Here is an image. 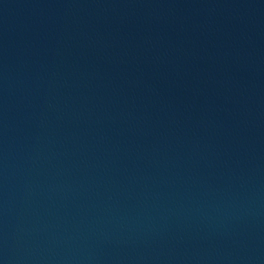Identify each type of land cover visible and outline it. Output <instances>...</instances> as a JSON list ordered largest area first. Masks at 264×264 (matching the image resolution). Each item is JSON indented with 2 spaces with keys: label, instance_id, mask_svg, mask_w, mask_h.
I'll return each mask as SVG.
<instances>
[{
  "label": "water",
  "instance_id": "water-1",
  "mask_svg": "<svg viewBox=\"0 0 264 264\" xmlns=\"http://www.w3.org/2000/svg\"><path fill=\"white\" fill-rule=\"evenodd\" d=\"M0 264H264V0H0Z\"/></svg>",
  "mask_w": 264,
  "mask_h": 264
}]
</instances>
